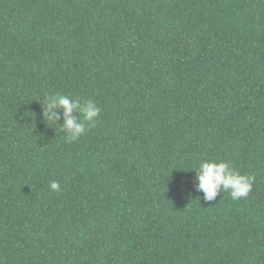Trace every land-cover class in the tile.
Masks as SVG:
<instances>
[{
    "label": "trees",
    "instance_id": "1",
    "mask_svg": "<svg viewBox=\"0 0 264 264\" xmlns=\"http://www.w3.org/2000/svg\"><path fill=\"white\" fill-rule=\"evenodd\" d=\"M0 264H264V0H0Z\"/></svg>",
    "mask_w": 264,
    "mask_h": 264
},
{
    "label": "clouds",
    "instance_id": "2",
    "mask_svg": "<svg viewBox=\"0 0 264 264\" xmlns=\"http://www.w3.org/2000/svg\"><path fill=\"white\" fill-rule=\"evenodd\" d=\"M44 105L47 108L44 117L54 123L59 119V113L56 110H63L62 130L66 132L67 142L77 140L87 130L94 128L96 118L101 112V108L92 101H82L79 97L73 98L63 94L47 96ZM76 113H79V116ZM196 171L198 189L204 193L203 199L208 201L214 200L220 192H228L234 201L246 197L251 191L254 179L250 175H242L227 161L204 160ZM50 188L53 191H59L60 185L52 181Z\"/></svg>",
    "mask_w": 264,
    "mask_h": 264
}]
</instances>
